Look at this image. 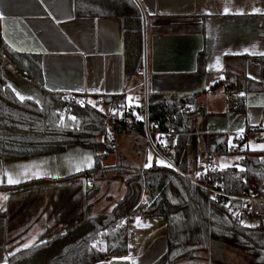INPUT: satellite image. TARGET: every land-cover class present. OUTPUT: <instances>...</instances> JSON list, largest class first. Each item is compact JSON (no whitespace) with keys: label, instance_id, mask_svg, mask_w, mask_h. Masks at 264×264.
Wrapping results in <instances>:
<instances>
[{"label":"crops","instance_id":"0c3cea01","mask_svg":"<svg viewBox=\"0 0 264 264\" xmlns=\"http://www.w3.org/2000/svg\"><path fill=\"white\" fill-rule=\"evenodd\" d=\"M135 1L144 19V67L138 74L127 75L120 17L78 16L75 0H0L3 16L0 52L4 43L14 51L40 55L43 84L34 82L3 59H0V81L6 86L11 84L22 95L33 96L35 102L39 99V105L45 101V92L103 100L107 119L116 116L110 109L129 103L142 117L145 87L148 94L202 92L197 101L196 128L188 135L189 176L195 180V173L205 172L207 166L206 134L232 136L236 140L239 135L236 128L244 127L245 134L264 122V55L251 54L264 53V14L252 12V7L264 9V0ZM226 6L233 9L229 14H223ZM241 8L244 14L235 11ZM202 54L205 65L199 71L198 59ZM226 77L232 89L222 83ZM53 86L57 90H50ZM75 87H83L85 91H66ZM92 88L100 91L93 92ZM240 92L245 93L243 97L239 95L242 110L237 108L238 102L236 105L228 102L230 93ZM128 96L138 97V103L126 100ZM137 137L123 135L119 146L120 149L125 144L123 156L119 157L121 154L114 149V153L103 158V166L112 167L120 158L124 164L137 160L142 161V166L147 163L146 151L138 158L131 149ZM251 140L264 144L250 134L244 145ZM144 146L149 149L145 143ZM252 151H261L264 156V150ZM97 153L76 145L27 159L0 158V186H8L0 189V208L5 212L0 217V264H5L9 253L24 248L23 245L30 247L49 240L84 221L86 191L91 185L98 188L93 198L95 210L98 204L102 209L97 212L113 209L125 193L126 174L116 171L82 174L94 166ZM112 155L114 158L108 160ZM88 156L92 158V167H87ZM225 156L217 157L216 166ZM8 173L20 179V183L8 184ZM32 173L41 175L26 178ZM102 189H105L103 197ZM137 216L145 226H136ZM131 218L136 235L128 240V253L114 257L130 256L137 264H156L168 249L166 218L157 215ZM114 257L96 264H131V260H113Z\"/></svg>","mask_w":264,"mask_h":264},{"label":"trees","instance_id":"16d2710c","mask_svg":"<svg viewBox=\"0 0 264 264\" xmlns=\"http://www.w3.org/2000/svg\"><path fill=\"white\" fill-rule=\"evenodd\" d=\"M75 4L78 16L120 17L123 20L125 72L127 75L138 74L144 67V19L137 2L75 0ZM0 59L34 82L43 84L40 55L14 51L2 43ZM198 61L199 71H202L205 65L203 54ZM228 79L226 77L222 83L232 89ZM201 94H148L149 119L158 121L153 130L167 131L171 128L176 133L175 143L168 145L174 153L176 167L157 166L156 156L153 166L148 169L121 163L104 167L103 158L115 150L107 141L108 119L103 112L87 103L83 106L65 104L62 93L45 92L43 105L34 100L21 102L12 89L0 81L2 160L27 159L79 145L98 152L94 166L82 174L91 176L108 171L126 174V190L116 201L115 208L97 212L93 198L98 188L89 186L84 221L49 240L19 249L10 255L7 264H96L126 255L129 240L127 218L134 215L166 218L168 249L156 264H208L204 260L208 259L209 253L211 261L219 263L226 246L245 253L253 264H264V225L247 228L239 223L245 220L246 213H264V156L261 151L244 149L245 136L233 140V144L239 146L236 151L234 148L229 150L226 135L206 134L204 141L208 158L238 153L243 157L239 165L245 170L241 172L235 166L220 170L217 166L216 171L209 168L195 180L189 176L188 135L196 128V107ZM239 103L240 100L237 108L244 109ZM168 113L173 116L171 124L167 119ZM61 114L68 127L58 126ZM69 116L77 118L76 127L72 126L74 122L68 119ZM133 119L134 128L141 136L145 135L143 121L136 116ZM205 185L212 186L216 192L208 191ZM6 187L1 185L0 189ZM246 194H260L263 200L246 202L242 199ZM145 199L147 203L143 202ZM230 201L232 211L225 207ZM237 211L239 216H233L232 212ZM4 215V210H0V217ZM122 220L125 222L120 225ZM105 230L107 235H99ZM94 241L97 244L95 248L91 247ZM105 247L107 250H98Z\"/></svg>","mask_w":264,"mask_h":264},{"label":"built area","instance_id":"2783aa9c","mask_svg":"<svg viewBox=\"0 0 264 264\" xmlns=\"http://www.w3.org/2000/svg\"><path fill=\"white\" fill-rule=\"evenodd\" d=\"M144 96L146 99V106L143 112V121L144 128H145V135L141 136L138 131L134 128V119L133 117L136 116V109L134 106L129 107V105H119L115 108L116 116H111L108 119V127H107V141L111 144V146L114 149L119 148L120 146V140L123 135L132 134L138 137H142V142H144L147 146H150L153 151L156 153L158 158L160 160H163L168 163H172L175 166L174 163V153L169 149L168 147V141L174 140L176 137V133L170 128L167 131H155L153 130V125L158 124V121H150L149 114H148V92L146 87L144 88ZM63 101L65 104L70 103H77L79 100H85L88 99L86 97L77 95V94H63ZM240 100V97L237 93H230L228 97V102L232 103L233 105H236V103ZM96 102L100 107L104 104L103 100L97 99ZM98 109V108H97ZM122 113V115H121ZM135 113V114H134ZM167 119L169 123L171 124L173 120V116L171 113L167 114ZM264 122L255 129H252L246 134H244L245 138H248L250 134L254 135L255 138H257L260 141H264ZM158 134L161 135V139H164L167 141V147H164L161 145L158 140L157 142L153 140V135L158 136ZM236 151L239 150V146L237 145L234 147ZM217 157L215 158H208L207 160V166L209 165H216ZM206 189L210 192H213L216 190L212 186L205 185ZM242 199L246 202H257L262 201L263 197L260 194H246L242 196ZM250 214H245V220L250 219ZM132 225V218L129 216L127 218V226H128V239H132L135 237L136 233L134 229L131 227Z\"/></svg>","mask_w":264,"mask_h":264},{"label":"snow or ice","instance_id":"6c2138e0","mask_svg":"<svg viewBox=\"0 0 264 264\" xmlns=\"http://www.w3.org/2000/svg\"><path fill=\"white\" fill-rule=\"evenodd\" d=\"M41 2H43V0H41ZM234 7H235V6H233V8H234ZM232 10H233L232 8H229V7L226 6V7H224V9H223V14H229L230 12H232ZM235 11H236L238 14H244V9H242V8H241V9H235ZM252 12H253V13L264 14V9H262V8H257V7H252ZM49 15H51V13H49ZM69 16H70V14H69ZM0 19H3L2 14H0ZM57 23H59V21H57ZM253 47H255V46H253ZM244 51L247 53V52H249V49H244ZM251 54H254V55H255V54H258V55H264V53H255V52H253V53H251ZM219 59H220L219 57L216 58V62H217V64L219 63ZM209 67H211V65H209ZM221 78H223V77H221ZM252 79H255V77H252ZM213 83H215V81H213ZM7 87L12 89V91L16 94V97H17L21 102H23V101H25V100H32V99H34V97L31 96V95H22L21 92H20V91H17V90L11 85V84H8ZM44 87L47 88L48 85L45 84ZM50 90H57V89H55V87L53 86V88L50 89ZM66 91H69V92H70V91L83 92V91H85V89H84L83 87H75L74 89H73V88L66 89ZM91 91H93V92H99L100 89H98V88H92ZM238 95H240V96L243 97V96H245V93H244V92H240ZM126 100H128V101H130V102H133V103H138L139 98H138V97L128 96V97H126ZM36 102H37L38 104L41 103V101H40L39 99H36ZM77 103L80 104L81 106H83V105H85V103H87L88 105H91L93 108H98V110L101 111V112L104 111V109H103L102 107H100V106L98 105V103H97L96 101L92 100V99H88L87 101H85V100H79V101H77ZM131 106H132V103H129V107H131ZM189 107H191V106H189ZM109 111L113 112V114H115V112H116L115 109H110ZM134 114H135V113H134ZM121 115H122V113H121ZM136 118H137V119H143V117L139 116L138 114H136ZM64 119H65V118H64L63 114H61V116H60V122H61V123H60V125H58V126H60V127H68V126H69L68 124H65V123H64ZM68 119H69L70 121L74 122L73 125H72L73 127H76V126L78 125V121H77V118H76L75 116H69ZM222 131H226V130H222ZM235 131H236V133L239 134L236 138H237V139H243V134H244V131H245L244 127H242V126H241V127H238V128H236ZM161 135H162V134H158V136H157V140H158V142H159L161 145H163L164 147H167V141L164 140V139H161ZM262 135H264V133H262ZM173 143H175V141H173ZM236 146H237V145L233 144V137H232V136H229V137H228V147H229V150H231L232 148H234V147H236ZM243 148H244V149L251 148L252 150H257V149L264 150V144L252 145V143L249 142L247 145H244ZM242 150H243V149H242ZM221 159H222V161H223V158H221ZM235 159H236V160H242L243 157H236ZM86 160H87V167H92V158H91V156L86 157ZM155 163H156L157 166H166V167L169 168V169H171V168L174 167V165H173L172 163L165 162V161H163V160H160L159 158L156 159ZM152 166H153V154H152L151 151H149L148 156H147V163H145V164L143 165V167H144L145 169H148V168H150V167H152ZM230 166H232V165H228V164H226V163H224V162H221V163L218 165V168H219L220 170H223V169H225V168H227V167H230ZM23 167L28 168V167H30V165H25V166H23ZM235 167L238 168L241 172H243V171L245 170V169H244L243 167H241L239 164H236ZM209 168H211L212 171H216V170H217V166H216V165H209V166H205V167H204V171H205V173L209 171ZM79 170H80V169L77 168V171H79ZM177 171H178V169H177ZM42 174H43V175H47L48 173H42ZM40 175H41L40 173L27 174V175H26V178L31 179V178H33L34 176H35V178H39ZM195 175H196L197 177H200V176L202 175V173H201L200 171H197V172L195 173ZM0 182H2V181H0ZM7 183H8V184H17V183H20V179H14V178H13V175H12L11 173H8V174H7ZM4 199H7V197H4ZM212 199H215V197L213 196ZM143 202H144V203H147V199H145ZM173 202H175V201H173ZM230 204H231V201L229 202L228 205H225V207L228 208L229 211H232V208L230 207ZM112 207L115 208L116 205H113ZM0 210H2V209H0ZM232 215L235 216V217H238V216H239V213H238V211H237V212H232ZM124 222H125L124 220L120 221V225H122ZM135 222H136V226H137V227H143V226H145V225L142 224V222H141V218H140L139 216L135 217ZM239 223H240V225H242V226H244V227H247V228H253V227H255L254 224H248V223H247L246 221H244V220H240ZM120 225H118V227H119ZM113 231H115V230H113ZM107 234H108V233H107V230H105L104 233H100L99 235H107ZM29 243L31 244L32 242L30 241ZM23 247H24V248H28V247H29V244H25V245H23ZM91 247H93V248L97 247V244H96L95 241L92 243V246H91ZM129 247H132V245L129 244ZM98 250H107V249H106V247H105L104 249H98ZM9 255H12V253L10 252ZM117 259H120V260H131V264H137L136 259L133 258V257H130V256H124V257H119V258L114 257V258H113V260H117ZM5 264H7V261H6V260H5ZM109 264H111V262H109Z\"/></svg>","mask_w":264,"mask_h":264},{"label":"rangeland","instance_id":"374dc122","mask_svg":"<svg viewBox=\"0 0 264 264\" xmlns=\"http://www.w3.org/2000/svg\"><path fill=\"white\" fill-rule=\"evenodd\" d=\"M144 104H145V98H144ZM143 107H144V105H143ZM125 136H127V135H125ZM121 140H122V138H121ZM141 140H142V137H137V139L134 140L135 144L132 143L133 145L131 147V149L136 154H138V158H142V156H144V154H145V151L147 153H149V151H151L152 154H153V158H154V156H156L158 158V156L156 155V153L153 151V149L150 146H147L149 149H146L145 148L144 142H141ZM153 140L157 142V136L153 135ZM250 142L252 143V145L259 144V143L252 142V140ZM126 143L128 144V142H126ZM124 146H125V144H123L122 147H120V149L117 148V151L119 152V154H121V152L123 151ZM128 148H130V146H128ZM122 156H123V154H121L119 157H122ZM236 157H240V154L234 153V154H230L228 156H225V158H223V161L222 162H224V163H226L228 165L235 166L236 164H239V161L235 159ZM112 158H114L113 155L108 160H111ZM216 159H218V158H216ZM118 161L119 162H117V163L124 164L123 163L124 160L122 161L121 158ZM138 161L139 160H137L133 164H128V165H131V166L132 165H134V166H142V164H143L142 161H140V163H138ZM110 184H111V182L110 181H107V186H110ZM102 191H103V193H102V197H103L104 194H105V189H102ZM116 193L118 194V190H116ZM116 195H115V197H116ZM96 209L100 211V209H102V205L101 204H98L97 207H96ZM249 216H250V219L249 220H246V222L248 224H254V225H257V226L258 225H264V213L258 214L257 212H253V214H250ZM206 256H207V254H206ZM204 263H208V264H253V261L245 253H243V252H241V251H239V250H237V249H235V248H233L231 246H226L222 250V255H221V259H220V262L219 263H217V262L216 263L215 262L213 263L211 261V257H210L209 254H208V259L207 260H204Z\"/></svg>","mask_w":264,"mask_h":264}]
</instances>
